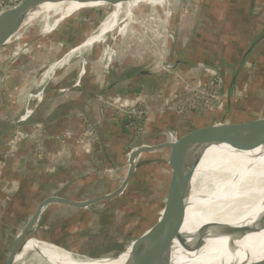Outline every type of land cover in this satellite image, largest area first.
Listing matches in <instances>:
<instances>
[{"label": "rangeland", "instance_id": "1", "mask_svg": "<svg viewBox=\"0 0 264 264\" xmlns=\"http://www.w3.org/2000/svg\"><path fill=\"white\" fill-rule=\"evenodd\" d=\"M172 1L175 0H134L129 15L124 12L119 16L117 29L101 36L96 42L108 40L109 42L130 43L134 39H138L144 32H148L158 24L160 17L165 14ZM80 9L90 10L89 20L95 25L101 26L104 20L109 17L112 7L110 3L102 8L74 5L66 13L64 19L52 29L51 33L29 40L32 36L30 33L33 30L28 31V33L19 30L18 36L8 42L7 45L29 40L25 47L0 46V119L11 117L19 107L17 118L12 120L11 124L8 125L10 130H7L6 127L0 128L5 132L7 130L9 134L8 137L4 136V138H7L4 139L3 145L0 148V175L1 171L2 175H5L4 166H7L8 160L14 157L22 144L31 145L34 159L29 160L32 164L37 165L45 158L43 139L45 126L36 123L19 126V114L24 116L26 122L40 121V116L34 117V115L38 111L44 115L47 108L49 109L54 101H60L61 96L58 95L68 94L67 97H73L76 91L79 92V90H83L86 86L91 87L93 83H96L95 81H110L114 83L118 82L117 79L123 75L121 80H127L130 78L129 72L137 68L140 63L143 68L147 69V72H151V74L154 72L157 73L158 77H163L172 72V69L177 66L175 59L180 57L173 55L172 46H175V43L182 36V41L180 39L181 46L189 49L194 48L192 42L195 39H192L194 28L190 24L185 30L182 20L177 31L171 38L162 42L157 48L158 50L117 56L107 54L92 45L90 49L85 50L86 52L83 51L80 54H75L71 60L64 64H59L61 66L57 67L46 77V72L52 65L61 62L72 50L77 49L86 41L76 35L68 21L69 14ZM42 21V19H38L37 23ZM94 35L96 36L97 33L95 32ZM49 45H51V48H48ZM55 49L57 51L60 50L57 57H54L56 55ZM47 50L46 54L48 57L44 53ZM21 56L22 58H20ZM94 65L95 72L91 77H88ZM204 68L207 82L198 84V89H196L198 92L196 93L190 91L192 89L191 84L195 83V79L187 80V82L184 81V83L181 82V85L185 86L183 88H187L188 97L181 102L176 101L174 96L178 93L176 92L178 88L174 89L170 95V101L173 104L171 118L166 122L160 123L154 132L147 135L144 133V135L148 137L159 136L160 138L171 140L185 132L187 126L201 111L203 105L219 89L223 81L221 75L208 69L207 66H204ZM72 81L73 85L68 87L67 84ZM141 81L144 82L145 80L142 79ZM147 82L146 85L144 84L140 88H129L120 85L118 90L116 89V91L105 97V103L102 100H95L101 104L103 112L110 111L113 113V119H116L115 123L118 125V129L125 136L124 152L143 134L141 131L149 125V122L153 118L152 113L156 109L157 99L163 96V93L156 90V85L153 81L148 80ZM65 100H67L66 97L62 101L65 102ZM11 107L12 109H16L12 111L10 110ZM117 109L120 111H133L134 118L126 122L125 118L116 117L114 111ZM62 111L68 112V109L63 108ZM80 118L85 121L83 142L88 143L87 149H92L94 143L100 145V137L92 127L93 124L83 116H80ZM87 130L91 134H87ZM118 140L120 141L119 138ZM221 149H225V151ZM233 149L234 147L225 144L222 147H217V150L215 147H212L206 152V159L203 163L199 164L193 179V185L197 186V190L191 198L190 206L227 202L232 198L234 199L251 183L250 188L247 190L248 195L255 193L264 186V159L259 162L264 157V151L262 153L259 151L258 160L251 162L249 160H241L239 162L241 165L251 163L254 166L247 173V169H242L244 175L242 174L241 177H234L238 169L237 166L232 165L235 155ZM251 149L248 148V152ZM253 151L254 149L251 152ZM26 159V157H22L21 160ZM236 160L237 157L234 158L235 162ZM23 162L21 161V163ZM245 162L246 164H244ZM141 169L138 172V177L134 178L130 191H127L128 193L126 194L128 195L126 199L119 205L111 206L108 209L105 208L108 206H104V209H101L102 214H105L104 217L108 221V224H104L103 229L99 231L100 227L96 228V226L101 221L98 222V220L94 219L95 222L97 221V224L93 223L92 228L88 229L87 232L92 235L100 234L90 237L86 244L82 243L84 247L83 253L71 251L72 255L79 259H95L110 256L112 254L111 250L127 246L131 240L139 236L155 221L163 202L165 178L158 176L157 167L152 164L146 165V168ZM254 172L256 174L252 177ZM6 189L9 188L3 187L2 194L7 193ZM9 190L12 191L11 193L16 192L11 188ZM93 192L97 193L92 190L86 196L92 195ZM8 200L7 198L4 201ZM98 209L97 207L95 211L100 212L101 210ZM55 210L46 212L48 217L52 216V222L60 220L59 217H55ZM9 224L10 220L8 223H3L0 227V248L2 236L4 242H8L18 232L15 229L11 230ZM72 226L76 231V225L73 224ZM39 230V227H37L33 238H35V235H38ZM55 236L56 234L48 232L41 241L48 245L57 246L54 242L59 241V239ZM57 247L64 249L61 246ZM17 264L40 263L32 255H27Z\"/></svg>", "mask_w": 264, "mask_h": 264}, {"label": "water", "instance_id": "2", "mask_svg": "<svg viewBox=\"0 0 264 264\" xmlns=\"http://www.w3.org/2000/svg\"><path fill=\"white\" fill-rule=\"evenodd\" d=\"M85 1L94 4L107 0ZM248 1L240 4L236 0H175L160 17L158 24L144 32L138 41L120 43L107 40L93 44L107 54L117 56L157 49L162 42L172 37L184 17L197 13L202 24L199 26L202 37L199 49L205 60L207 59L204 60V66L221 75L223 82L209 104L192 120L182 135L171 140L142 135L127 149L123 177L118 176L116 168L113 169L120 183L114 192L85 201L52 196L39 203L25 226L4 253L0 254V264H17L19 256L30 241L38 243L30 255L42 257L40 247L48 244L33 238L32 231L47 206L62 204L83 209L97 203L117 201L126 195L140 158L145 154L159 152L165 154L166 167L163 202L157 218L127 246L123 245L124 247L112 251L110 256L90 259L116 261L130 248L128 264H171L174 242H184L185 239L182 228L186 222V212L191 198L197 190V186L193 185V179L206 150L212 146L225 144L246 149L258 131L264 128V64L252 55V50L264 43V35H258L260 29L258 21L253 31L250 16L258 12L253 11ZM71 2L86 4L84 0H23L17 7L0 15V37L37 23L38 19L44 20L46 16H52L53 11L46 12L45 6H65ZM89 11L80 9L68 16L72 29L84 40L93 38L100 28V25H95L89 20ZM225 13L226 17L220 21ZM221 30L223 37L220 34ZM213 43L220 45L223 52L220 54L221 57L214 58L206 52ZM208 229V225L199 229L196 249L203 246ZM262 231L264 214L260 215L255 228L229 227L216 232V238H227L229 240L227 245L231 247L235 241L246 237L247 233ZM43 259L47 262L45 258ZM246 264H264V258Z\"/></svg>", "mask_w": 264, "mask_h": 264}, {"label": "crops", "instance_id": "3", "mask_svg": "<svg viewBox=\"0 0 264 264\" xmlns=\"http://www.w3.org/2000/svg\"><path fill=\"white\" fill-rule=\"evenodd\" d=\"M236 1L240 4L245 2V0ZM248 4L253 9V11L258 12L256 15L250 16L249 14V16L252 17L251 19H248H250L251 24H253V31L256 28L255 24L258 21L260 25L258 35H264V0H249ZM111 12H113V7ZM65 15L58 22V24L64 19ZM225 17L226 13L223 15V19L219 20L223 21ZM184 18L182 19L183 25L185 27L184 29L186 30L190 24H192L194 28L192 31V39L195 38L192 41L194 48L189 49L187 47H182L180 44V39L182 41V36L179 41L175 43V46H172L173 55L180 57L175 59L177 66L167 75L158 77L157 73L154 72L149 75L146 73L147 69L143 68L142 64L140 63L137 68H134L129 72L130 78L127 80H121L124 75L122 77L120 76V78L117 79L118 82L114 83H111L110 81H101V83L95 81V79L94 81L96 83H93L91 87H84L83 90H79V92L76 91L73 97H67L68 94L58 95L61 96L60 101H54L51 107L49 109L47 108L44 115L40 114L39 111L34 115V117L39 115L41 119L40 121L34 120L33 122H26L24 116L19 114V126H23L28 123L42 124L45 126V129L43 130L45 158L37 165L32 164L29 160L34 159L31 145L22 144L17 153H15L14 157H11L8 160L7 166H4L3 169L5 175H2L1 171L0 227L3 225V223H8L10 220L9 225L11 230L15 229L18 231L17 233L15 232V236L8 242H4L3 236L1 237V255L15 239L21 229L25 226L29 216L31 213H33L37 205L44 199L52 196H59L72 201H85L101 195L110 194L119 187L120 183L113 169L116 168L118 170V176L123 177V168L125 162V152L123 145L125 144V136L123 133L121 134V131L118 129V125L115 123L116 119H113V113L110 111L105 113L101 110V104L98 102L100 101L101 94L108 95L113 91H116V89L118 90L120 85L125 87L127 86L129 88H140L144 84L146 85L148 80L153 81L156 85V90H158L160 93H163V96L160 99H157V106L155 107L156 109L153 110L152 113L153 118L146 129L147 135L154 132L160 123L166 122L171 118L172 111L169 104L171 102V93L176 88H178L176 91L179 94L182 92L185 93L187 90V88H183L185 86L181 85V82L184 83V81L187 82V80L189 81L190 79H195V83L191 84L193 88L194 86L197 87L198 84L204 81L206 75L204 65L207 59L205 60L204 56H202V51L199 49L200 43L202 42V37L199 33V26L202 25L200 17L197 13H192ZM182 20L180 21L178 28ZM117 27L115 29H117ZM105 34H101L98 39H100L101 36H104ZM220 34L223 37V30L220 31ZM76 35L80 37L77 33ZM138 39H134L130 43H133L136 40L138 41ZM97 40H95L94 43ZM87 41L88 40H86L82 45L86 44ZM49 47L51 48V45H49L48 48ZM220 48L221 47L219 44L213 43L210 49L206 52H209L212 55L211 57L218 58L221 57L220 54L223 53ZM54 51L56 52L54 57H57L60 53V50L57 51V49H55ZM46 52H48V50L44 51L45 55H47ZM137 53L142 52H134L125 55ZM252 55H255L256 59L260 61V63L264 64V43L257 45L252 50ZM20 58H22V56ZM94 72L95 65L92 67L88 77H91ZM142 79L145 81L142 82ZM72 85L73 81L67 84L68 87ZM65 97L67 100L64 102L62 100L65 99ZM63 108L68 109V112L62 111ZM14 109L16 108L12 109L11 107L10 110L13 111ZM18 110L19 107L17 108L16 113L14 112L11 117L0 119V128L2 127L1 129L6 127L7 130H10L8 125L11 124L12 120L17 118ZM80 116H83L93 124L92 127L97 131V134L100 137V145L94 143L92 145V149H87L88 143L83 142L85 121L84 119H81ZM190 124L187 126V128L190 126ZM12 128H14V126H12ZM1 129L0 148L3 145L2 143L4 139H6L9 135L7 130L5 132ZM5 135L7 136L6 138H4ZM155 137L159 136H152L151 138ZM160 139L166 140L164 138ZM248 148L242 149L243 151L241 152L240 149L238 153L234 155V158L237 157V160L235 162L233 158L232 165L237 166L238 169L234 177H241L242 174L244 175L242 169H247V173L254 166V164L251 163L246 164L245 162L244 164L246 165H241V163H239L241 160H249V162H251L253 152L256 153L258 151L257 148L250 147L252 148L251 151L253 149L254 151L248 152ZM215 149L217 150V148ZM205 156L206 153L204 154L200 164L206 159ZM22 157H26L27 159L21 160ZM262 160L263 159L259 160V162ZM21 161L24 162L21 163ZM149 164L157 167L159 177H165V154L163 152L145 154L139 160L138 168L129 185V191L134 178L138 177V172L142 170L141 168H146V165ZM255 174L256 172H254L252 177H254ZM3 187H8L9 189L11 188L16 192L11 193V190L6 189L5 191H7V193L2 194ZM92 190L96 191L97 193L93 192L92 195L87 197L86 195ZM127 195L128 194L117 201L97 203L83 209L62 204L49 205L42 212L35 228L32 231V237H34L33 235L34 232H36V228L39 227L40 230L38 235H35V239L41 241V239L45 238L48 232L52 234L54 233L56 234L55 237L59 239V241L54 242L55 245L61 246L69 251L83 253L84 247L82 246V243L86 244L90 237L100 234L92 235L87 233L88 229L92 228L93 223L97 224V221L95 222V220H98V222L101 221V223H98V226H96V228L100 227L98 229L99 231L103 229L104 224H108V221H106L104 217L105 214H102L104 206H108L105 207L108 209L111 206L119 205L126 199ZM7 198L9 200L5 202L4 200ZM97 207L99 208L98 210H102L100 212H96L95 210ZM55 209L59 211H56ZM49 210H55V217H59L60 220L52 222V216L48 217L46 215V212ZM73 224L76 225V231L73 229ZM5 228L7 229L6 225ZM112 251H114V249L111 250V252Z\"/></svg>", "mask_w": 264, "mask_h": 264}, {"label": "bare ground", "instance_id": "4", "mask_svg": "<svg viewBox=\"0 0 264 264\" xmlns=\"http://www.w3.org/2000/svg\"><path fill=\"white\" fill-rule=\"evenodd\" d=\"M133 1L134 0H107L105 2L89 4L84 0L86 4L71 2L65 6H45L46 12L53 11V15L48 17L46 16L40 23L24 26L22 29L24 32L28 33V31L33 30L30 33L32 36L29 38V40L31 38H37L39 36L49 34L63 18L65 13L74 5H79L82 7H103L110 3L113 7V12H111L110 16L104 20L102 26L97 32V35H94L93 38L89 39L86 44L71 51L70 54H68L61 62L52 65V67L46 72L45 76L48 77L57 67L61 66L59 64H64L71 60L75 54H80L83 51L90 49L94 41L97 40L101 34L113 31L119 24V16L124 12L129 15ZM17 36L18 31L12 34L1 36L0 46H12L13 48L25 47L29 40L19 41L18 43L7 45L8 42L12 41ZM146 73L149 75L151 74V72L147 71ZM203 82H207L206 77ZM193 89L196 90L198 87H193L191 92ZM103 95L104 94H101L100 97ZM106 96L107 95H104L100 100L104 102ZM169 104L172 111L173 104L172 102ZM146 129L144 130L145 134ZM222 146L223 145L212 147L217 148ZM248 147L258 149L256 153L253 152L251 161L258 160L259 151H261L260 153L264 151V128L258 131L255 139H253L252 143ZM210 148H208L206 152ZM221 150L225 151V149ZM239 150L240 149L238 148H234L233 152L236 154ZM241 151L243 150L241 149L240 152ZM261 159H264V157ZM251 184H248L244 191L239 193L234 199L232 198L227 202H222L219 204H196L189 206L186 212V222L182 228V235L185 239L184 242H174L171 264H246L248 262L250 263L258 261L264 258V231L260 233H247L246 237L235 241L231 247L230 245H227L229 241L227 238H216V232L220 230L223 231L229 227H256V223L260 215L264 214V186L261 187L260 190L258 189L255 193L248 195L247 190L250 188ZM234 209L237 210L235 211ZM204 225H208V235L205 237L203 246L196 249L195 243L199 238L198 231ZM37 246L38 243L35 241L29 242L24 248L23 253L19 256L18 262L21 261L25 256L30 255L31 251L36 249ZM40 249L42 253V255H40L42 257L33 256V258L36 259L40 264H45L47 262L49 264H128L130 261V248L116 261L79 259L78 257L72 255L71 252L51 245H41ZM43 258H45L47 262H45Z\"/></svg>", "mask_w": 264, "mask_h": 264}, {"label": "built area", "instance_id": "5", "mask_svg": "<svg viewBox=\"0 0 264 264\" xmlns=\"http://www.w3.org/2000/svg\"><path fill=\"white\" fill-rule=\"evenodd\" d=\"M23 0H0V15L2 14V13H4L5 11H7V10H9V9H12V8H15V7H17L21 2H22ZM223 82V81H222ZM222 85V84H221ZM221 87V86H220ZM220 87H219V89H220ZM218 89V90H219ZM217 90V91H218ZM191 91V90H190ZM189 91V92H190ZM217 91L213 94V96H211L210 97V99L203 105V107H202V109H201V111L197 114V115H199L203 110H204V108L209 104V102L211 101V99L214 97V95L217 93ZM177 92V91H176ZM192 92H194V93H196V92H198L197 90H195V89H193L192 90ZM184 95V96H183ZM188 97V91L186 90V93H184V92H182V93H176L175 94V96H174V99L176 100V101H179V102H181V101H183L184 99H186ZM180 98V99H179ZM179 99V100H178ZM104 103H105V101H104ZM114 113H115V116L116 117H123V118H125V120H126V122H129V120H132L133 118H134V115H133V111H129V110H125V111H123V110H119V109H117L116 111H114ZM196 115V116H197ZM151 123V121L149 122V124ZM149 125H147L141 132H143V134H141L140 136H139V138L142 136V135H144V130L148 127ZM87 132V134H91V133H89L88 132V130L86 131ZM138 138V139H139ZM138 139H136L135 141H137ZM134 141V142H135ZM133 142V143H134ZM133 145V144H132ZM131 145V146H132ZM130 146V147H131Z\"/></svg>", "mask_w": 264, "mask_h": 264}, {"label": "trees", "instance_id": "6", "mask_svg": "<svg viewBox=\"0 0 264 264\" xmlns=\"http://www.w3.org/2000/svg\"><path fill=\"white\" fill-rule=\"evenodd\" d=\"M192 122V121H191ZM69 251V250H68ZM71 252V251H70Z\"/></svg>", "mask_w": 264, "mask_h": 264}]
</instances>
